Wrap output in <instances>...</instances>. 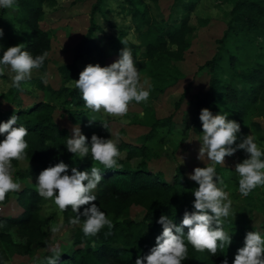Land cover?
Listing matches in <instances>:
<instances>
[{"label":"trees","instance_id":"1","mask_svg":"<svg viewBox=\"0 0 264 264\" xmlns=\"http://www.w3.org/2000/svg\"><path fill=\"white\" fill-rule=\"evenodd\" d=\"M130 5V15L134 29L139 38L138 44L127 37L126 31L119 30L117 35H109V48L117 53L125 47L122 40H126L127 47L131 49L138 70L147 68V72L159 80L179 81L183 74L176 67L174 61L184 57L185 51L191 43L193 26L190 23L189 14L193 10L197 0H189L183 3L184 12L178 23L158 24L156 19L148 13L147 0H125ZM53 0H16L13 8V20L29 31L30 41L25 44V50L34 57L48 52L51 46L50 30L41 25L46 3ZM102 0H96L94 7H98ZM138 5H142V8ZM0 9V19L5 13ZM230 16L213 56L205 62L209 67L210 77L206 89H197L189 93L187 99L189 122L188 129L201 134L202 122L199 119L203 108H209L212 113H234L235 121L240 124V132L237 134V142L240 143L246 136L249 126L259 139H264L263 128L259 121L245 118L250 113L264 116V44L254 43L255 39L264 30V0H232L229 10ZM98 26L90 21L83 37L73 48V57L78 59L83 55L96 54L101 66H106L104 49L93 39L94 30ZM253 31L256 37H251ZM256 31V32H255ZM233 41L241 49L243 46H251L256 49L253 57L242 60L237 64L239 57L232 53L228 46ZM258 48V49H257ZM244 50V51H245ZM0 50V58L3 56ZM115 60V61H116ZM226 62L228 71L224 67ZM248 62V63H246ZM48 58L40 68H47ZM62 77L66 79H79L80 69L75 63L59 66ZM187 86L183 87L180 99L175 101L178 107L180 101L186 96ZM15 88V93L21 91ZM55 94H62L60 105L66 106L68 118L80 126L82 134L91 143V136L98 135L104 139L112 137L111 128L106 119L93 117L84 105L82 94L74 87L61 86L58 89H50ZM52 100V99H51ZM44 98L38 99L25 106H17L11 112L0 110V123L6 122L13 114L19 119L14 127L23 125L28 129L25 137L28 148L27 157L34 161L33 171L39 173L49 166L63 161L69 166L68 174L73 167L80 171H90L97 166L103 176L93 194L95 203L113 221L114 227L109 232L105 226L96 236L85 237L82 225L73 232V245L69 249H62L58 264H135L137 257L149 253L156 245V237L162 232L163 226L158 223L160 216L167 215L173 222L179 225L182 222L185 211L194 209V189L198 184L189 179V172L184 167L177 165L171 178L165 179L160 171H152L147 164L151 152L145 143H132L124 140H113L124 156L118 158L119 167L104 169L92 160L89 154L83 159L75 157L66 149V141L72 135L65 126H60L53 118L55 103ZM92 120L91 124L89 121ZM107 123L108 128L103 126ZM167 125L160 118L150 121V130H155L159 125ZM4 135L0 134V140ZM185 135L180 140H184ZM264 150V149H262ZM264 159V157H262ZM133 161V162H132ZM30 172V171H28ZM217 176L223 180V184L217 181L225 191L231 185H238L239 178L232 174L228 167L216 166ZM259 187L255 188L257 190ZM244 196L245 202L251 201L253 192ZM42 197L35 189H24L18 192L17 201L21 211L16 215H6L0 220L6 225L16 227L19 234L24 237L23 247L27 248L40 234L44 217L40 214V201ZM132 205L143 208L141 218L131 217ZM81 206V213L84 207ZM64 219L70 222V218L76 214L71 208L63 212ZM83 217L81 222L83 223ZM223 228L232 237L230 245L225 246L216 255H211L207 250L200 252L188 244V258L182 264H222L227 260L233 264L238 249L244 246L245 236L249 231H256L246 225L240 217L229 215L223 218ZM188 229L185 228V235ZM11 240L10 236L0 232V241ZM185 242L187 243L186 236ZM51 252L43 255L40 264H47L46 258ZM6 259L5 248L0 243V264Z\"/></svg>","mask_w":264,"mask_h":264},{"label":"rangeland","instance_id":"2","mask_svg":"<svg viewBox=\"0 0 264 264\" xmlns=\"http://www.w3.org/2000/svg\"><path fill=\"white\" fill-rule=\"evenodd\" d=\"M189 0H147L148 13L153 16L158 24L178 23L181 14L184 12L183 3ZM96 0H53L44 6V15L41 25L50 30L51 46L48 53V63L45 70H33L31 79L22 82V90L15 93L12 87L11 74L9 70L0 76V110L11 112L17 106H25L44 98L55 103L53 111L54 120L65 126L73 135V123L67 116L66 106L60 105L62 94H55L50 89H58L61 86L69 87L74 79H64L59 70L62 64L75 63L80 72L88 64H100L96 54L83 55L78 59L73 57V48L83 37L90 21L93 20L98 28L94 30L93 39L104 49L106 66L113 63L118 57L117 53L109 48V35H117L119 30L126 31L127 37L138 44L139 38L134 29L130 15V5L125 0H102L98 7H94ZM142 8V5H138ZM232 0H197L194 8L190 11L189 19L193 26L191 43L183 58L175 60L176 67L183 74L179 81L154 79L147 68L139 70L141 81L147 79L151 85V94L147 102L129 105V111L125 117H109L102 112H92L86 109L93 117L106 119L111 131L112 140H124L132 143H145L151 152L147 164L152 171H160L165 179L171 178L177 165L184 167L189 174L193 173L196 167H205L204 161L198 159L201 147L202 133L198 134L188 129L189 115L187 99L189 93L197 89H206L210 77V70L205 62L210 59L218 46V38L222 36L227 21ZM16 7V5H15ZM0 28H3L4 35L0 37V50L5 51L10 46L26 44L30 41L29 31L13 20V9L5 10L0 19ZM256 32V31H255ZM251 37H256L253 31ZM254 43L264 44V30L254 40ZM233 41L228 46L232 53L239 57L237 64L247 57H253L256 49L251 46H243L241 49ZM258 49V48H257ZM245 50V51H244ZM248 63V62H246ZM226 72L228 67L223 62ZM187 86V94L175 107V101L180 99L183 87ZM228 119L235 120L234 113L228 112ZM160 118L167 125H159L155 130H150V121L153 118ZM257 120L262 126L264 133V116L250 113L246 116L245 122ZM126 121V122H122ZM80 127V126H79ZM185 135L184 140H180ZM252 135L256 142L264 149V139H259L249 126L246 136ZM245 136V137H246ZM2 141V140H0ZM238 144V142L236 141ZM235 147V145H233ZM124 156V151L121 152ZM248 158V154L238 149L232 156L225 158L224 165L235 171L237 163ZM133 162V161H132ZM206 163H210L206 161ZM15 168L14 178L20 182L21 190L35 189L38 174L33 171L34 161L31 158L12 161ZM30 171V172H28ZM221 187V185H218ZM9 192L4 202L0 203V217L16 215L21 211L17 201L18 192ZM229 198L232 201V214L234 218L240 217L246 225L251 226L264 236V187H259L253 192L251 201L245 202L244 196L238 191V185H231ZM40 214L44 217L45 224L39 236L27 247H23L24 237L19 234L16 227L6 225L0 220V232L10 236L11 240L1 239L0 243L5 248L6 259L4 264H40L45 253L51 252L50 247L58 245L61 249H69L73 245V232L82 225L73 226L64 219L63 212H60L54 202L44 198L40 201ZM131 217L141 218L143 208L139 205H132ZM63 225L59 232H52V227ZM52 253V252H51Z\"/></svg>","mask_w":264,"mask_h":264},{"label":"clouds","instance_id":"3","mask_svg":"<svg viewBox=\"0 0 264 264\" xmlns=\"http://www.w3.org/2000/svg\"><path fill=\"white\" fill-rule=\"evenodd\" d=\"M16 0H0V9H13ZM0 28V37H3ZM120 50L119 58L108 66L88 64L74 80V87L82 94L85 108L92 112H102L109 117H125L129 105L147 102L151 94V85L147 79L141 81L131 49L127 41ZM48 53L35 57L27 50L25 44L8 47L0 58V76L9 70L12 87L20 89L21 83L31 79L33 70L44 65ZM69 87L73 84L70 82ZM19 117L13 114L6 122L0 123V203L4 202L9 192H17L21 184L14 178L15 168L12 161L26 158L28 143L25 137L28 129L23 125L14 127ZM199 119L202 122L201 147L198 159L205 162V167H196L189 179L199 186L194 189L195 211H185L182 222L177 225L167 215H161L157 221L163 226L156 237V245L148 254L137 257L135 264H182L188 258V244L195 250H207L216 255L232 242V237L223 228V218L232 214V201L229 193L218 186L223 184L216 173V165H224L225 158L232 156L238 149L244 150L248 158L237 163L235 171L239 175L238 191L248 196L255 188L264 187V150L258 145L255 137L246 136L236 143L240 124L228 119V114H213L209 108H203ZM92 120L89 121L91 124ZM103 122V121H102ZM126 122V121H122ZM103 126L108 128L107 123ZM73 135L66 141V149L75 157L85 158L89 154L93 161L104 169L119 167L118 158L121 153L116 142L111 138L104 139L96 134L91 136V143L82 134L79 126H73ZM235 145V147L233 146ZM206 161L210 163H206ZM69 166L63 161L43 169L36 181V191L45 200L51 199L60 212L71 208L76 215L70 218L73 226L81 225L85 237L96 236L105 226L111 233L113 221L95 203L93 194L102 181L101 170L92 166L90 171H80L73 167L68 174ZM84 207L81 213V206ZM61 225L52 227V232H59ZM187 228L185 235L184 229ZM185 236L187 243L185 242ZM52 255L46 258L47 264H58L61 249L58 245L50 247ZM222 264H228L227 260ZM233 264H264V236L257 231H249L245 236L244 246L238 249Z\"/></svg>","mask_w":264,"mask_h":264}]
</instances>
